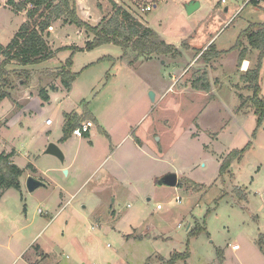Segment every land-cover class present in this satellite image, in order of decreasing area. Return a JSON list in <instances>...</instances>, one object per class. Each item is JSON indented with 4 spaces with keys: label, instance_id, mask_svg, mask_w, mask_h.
Here are the masks:
<instances>
[{
    "label": "rangeland",
    "instance_id": "1",
    "mask_svg": "<svg viewBox=\"0 0 264 264\" xmlns=\"http://www.w3.org/2000/svg\"><path fill=\"white\" fill-rule=\"evenodd\" d=\"M220 1L162 0L144 17L143 22L148 17L149 27L179 56L138 57L131 67L135 55L112 45L72 55L71 72H86L61 108L78 112L77 107L90 104L104 131L90 130L93 149L87 139L77 147V141L69 138L60 149L63 163L43 154L48 144L63 136L59 109L56 112L52 104L43 121L36 119L34 126L23 130L25 122L12 113L9 95L0 100V121L7 117V124L0 123V154L14 150V163L25 171L19 191H1L0 264H165L178 256L185 258H177L175 264H264L260 246L264 245V118L258 124L247 101L251 92L235 71L240 50L246 49L252 67L258 52L243 36L242 49L231 50L250 25L264 23V7L240 9L241 1L235 5L233 0ZM92 2L96 10L88 20L77 10L82 20L95 25L113 13L110 0ZM190 2L199 8L188 15L185 6ZM24 22L31 23L25 11L16 12L8 0H0L1 47ZM52 24L48 30L53 42L46 36L48 30L42 37L54 52L63 49L55 48L61 43L54 41L61 26H71L60 34L72 47L92 37L61 19ZM211 43L215 51H226L222 68L210 69L197 61L196 50L201 54ZM69 58L61 55L38 67L16 62L2 66L7 73L2 77L10 82L4 91L28 84L36 94L57 85ZM214 60L218 65L217 59L209 65ZM94 61L92 69H82ZM58 65L59 71L47 77L42 73ZM197 70L206 72L208 93L192 90ZM259 76L264 101V58ZM150 92L155 94L153 102ZM35 94L25 109L30 120L44 111ZM47 118L52 127L40 129ZM129 130L147 150L135 153L130 139L116 147ZM227 161L230 164L220 173ZM29 164L46 182L33 193L26 187ZM167 173L177 174L181 186L157 185Z\"/></svg>",
    "mask_w": 264,
    "mask_h": 264
},
{
    "label": "trees",
    "instance_id": "2",
    "mask_svg": "<svg viewBox=\"0 0 264 264\" xmlns=\"http://www.w3.org/2000/svg\"><path fill=\"white\" fill-rule=\"evenodd\" d=\"M8 4L12 5L16 12L25 11L30 22H24L17 33L14 34L10 43L6 47L0 46V56L4 57L0 62V100L9 94L4 91L9 85V80L2 77L5 73L2 66L16 62L22 66H32L41 64L55 58L56 52L52 51L42 35L51 27V24L57 20L64 23L74 25L83 29L86 34L91 35V39L85 42L84 48L69 47L63 50H70L71 56L65 61L64 67L60 70L58 79L61 85L70 90L72 83L79 77L80 73H71L72 55L76 52H90L102 45H112L123 50V53L134 54L133 60L129 61L130 66L137 61L138 57L149 59L153 56H171L180 55V52L173 46L164 42L160 36L152 29L144 27L130 17L125 11L118 8L112 3L113 13L107 18H103L95 25H92L80 18L77 13L76 0H22L15 3L8 0ZM255 28H257L255 30ZM245 37L251 50L258 52L256 65L248 68L241 76V80L245 82V89L251 92V96L247 99L255 109L258 116V124L264 118V101L260 97L259 73L264 58V23L254 26L250 25L237 39L236 45L231 50L242 49L241 38ZM211 44L199 55L197 61L207 65L211 60L218 59L223 52H217ZM246 58V49L240 50L237 59V65ZM132 67V66H131ZM198 72V73H197ZM198 75H194L191 82L193 91L208 93L210 85L205 71L197 70ZM39 97L42 101H47L48 96L45 90H40ZM95 122V119L83 108L82 115L69 113L64 115V124L62 127L63 136L59 142H66L72 136L75 128L80 127L85 121ZM87 133L83 134L86 137ZM9 155H0V198L1 191L4 189L20 190L19 179L23 171L10 162ZM229 161L224 162L221 166L220 173H224ZM31 168V165H28ZM264 253V245H260ZM177 258L184 260V256L172 257L165 261V264H175ZM222 256L220 257V261ZM164 262V260H161ZM161 262V263H162Z\"/></svg>",
    "mask_w": 264,
    "mask_h": 264
},
{
    "label": "crops",
    "instance_id": "3",
    "mask_svg": "<svg viewBox=\"0 0 264 264\" xmlns=\"http://www.w3.org/2000/svg\"><path fill=\"white\" fill-rule=\"evenodd\" d=\"M239 2L237 1V2H235L233 5H235V4H238ZM76 4H77V10L79 11L78 13L80 14V16L82 17V16H85V18L88 20L89 19V17L90 16H93L95 13V11L94 10H96V8L93 6V2H92V0H76ZM254 8H263V7H260V6H253ZM199 8V7H198ZM197 8V9H198ZM157 9V8H156ZM155 9V10H156ZM225 12L226 13H228L229 12V8L228 7H226L225 8ZM237 12H235V14H236ZM235 14L233 15V17L235 16ZM83 18V17H82ZM147 18L148 17H146L145 18V20H144V22H143V24L145 25H147L146 27L147 28H150L149 27V21L147 20ZM85 20V19H84ZM232 23H233V21H232ZM231 23V24H232ZM230 24V25H231ZM143 25V26H144ZM52 26H53V24H52ZM49 27V28H53V27ZM48 28V29H49ZM65 28H68L67 30H70V28H71V26H68V27H66V25L65 26H61L60 28H58V30H57V37L56 38H54L55 40L54 41H56L58 44L59 43H61V44H59V45H57V47H55V48H69V47H72V45L70 44V43H65L66 41H65V39L66 38H64V35H62V34H60V31L62 30V29H65ZM151 29V28H150ZM52 33V31H50V30H48V32L46 33V36L47 37H49V39L50 40H52V42H53V38H51L50 37V34ZM60 34V35H59ZM82 34V33H81ZM49 39H48V41H49ZM87 41V40H86ZM85 41V42H86ZM211 41V40H210ZM209 41V42H210ZM208 42V43H209ZM49 43H50V41H49ZM207 43V44H208ZM206 44V45H207ZM212 44V43H211ZM210 44V45H211ZM214 44V43H213ZM75 47H78V48H84V46H85V44L84 45H80V46H78L77 44H75L74 45ZM99 48V47H98ZM208 48V47H207ZM206 48H205V46L202 48V50H205ZM226 52L225 50H220V51H217V52ZM84 52H87V51H83V52H76V53H84ZM196 52H198L197 50H196ZM57 54H55V58L54 59H58V57L59 56H61V55H63V56H68L69 55V57L71 56V51L70 50H63V51H58V52H56ZM76 53H74V55H73V58L75 57V55H76ZM88 53V52H87ZM202 53V52H201ZM229 54V53H228ZM224 56H226V55H223L219 60H218V65L217 64H215V62H216V60H214V63H212L211 65H209L210 63H208L206 66H208V68H210V69H212L213 67H215V66H221L220 68H222V66H223V64H224V62H223V60H224ZM101 60V59H100ZM100 60L98 61V62H96V65L100 62ZM60 62H61V60H59ZM223 63V64H222ZM95 61L94 62H92V63H90V64H87V65H84V66H82V69L83 68H87L88 67V70L89 69H92L95 65ZM245 65V66H244ZM35 66V65H34ZM37 67L38 66H41V64H37L36 65ZM32 67H33V65H32ZM60 66L58 65V67H48V69H50L49 70V72L47 71L46 72V68H44V70L42 71V73L45 75V74H47L46 75V77L48 76V74H52V73H55L56 71H59V70H55L56 68H59ZM90 67V68H89ZM237 67H239V68H235V71H236V74L238 75V76H242L243 75V73L244 72H246V70L248 69V68H250V67H252V65H251V60L250 59H248V58H246L242 63H241V65L240 66H238L237 65ZM73 68H75V61H73L72 62V67H71V69H70V72L72 71V69ZM221 70V69H220ZM81 71V70H80ZM86 72V70H84V71H82L81 72V74H80V77L79 78H77L73 83H72V86H71V89L68 91V90H66L62 85H61V83H60V80L57 78V80H56V83H57V85H49L48 86V88H44L43 90H45V92H46V94H47V96H48V100L47 101H42L41 100V98L39 97V92L38 93H34L35 94V96H38L39 98H40V100L42 101V108L44 109V111L42 112V114L39 116V117H35V116H33L32 118H31V120H30V115L31 114H25V109H26V104H28L30 101H31V99L33 98V93H32V89L30 88V86H28V84L26 85V84H23V85H20V87H19V89L20 90H16V89H12V87L10 88L9 87V89H10V92H9V89L7 90L8 91V94H9V96H8V98L11 100V103H12V107H13V111H12V113L13 112H16V114H15V117L17 118V120L18 121H20V120H23L24 122H25V128L24 127H22L23 128V130H26L28 127H30V126H34V122H35V120L36 119H41L42 121H43V116L44 115H46V111L49 109V108H51V105L52 104H54L55 105V111L57 112V109H59V111H58V113H59V117H58V119H59V123H61V126L63 127V124H64V115L65 114H69V113H75V114H77V115H82V112H83V106H82V109H81V106H79V107H77V109H78V112H76V111H69V110H64L63 108H61L62 107V103L65 101V100H70V96L71 95H73L74 94V92L76 91V83H77V81L82 77V75L84 74ZM213 72H217L216 70L214 71L213 70ZM72 73V72H71ZM73 73H75V72H73ZM223 75V74H222ZM209 76V75H208ZM217 76H219V75H217ZM224 77V76H223ZM42 78V77H41ZM44 78V77H43ZM212 78V77H211ZM209 79H210V76H209ZM21 82V81H20ZM28 82V81H27ZM12 91H14L16 94L13 96V94H12ZM32 93V94H31ZM260 93H261V89H260ZM155 95V94H154ZM13 96V97H12ZM251 96V95H250ZM61 101V102H60ZM81 105H83V102H82V104ZM86 109H87V111L90 113V115L95 119V122H92L93 123V127L92 128H95V129H97L100 133H103V131L104 130H102L103 128L101 127V124H102V121H101V119L98 117V115H96V114H94L93 112H92V109H91V105L90 104H87L86 106ZM46 108H48V109H46ZM61 108V109H60ZM50 111V110H49ZM54 111V112H55ZM55 112V113H56ZM22 116H23V118H22ZM48 117V116H47ZM7 117L5 118V120L4 121H0V123L1 122H4L5 124H7ZM26 120V121H25ZM48 120V118L47 119H45L44 120V122L42 123V121L40 122V129H42L43 130V128L42 127H44V128H50V127H52V125H53V122L50 124V125H47L46 124V121ZM29 121V123H27ZM23 122V123H24ZM3 123V124H4ZM41 123H42V125H41ZM59 123H58V127H59ZM22 125V124H21ZM20 125V126H21ZM91 128V129H92ZM29 129V128H28ZM90 129V130H91ZM23 130H21V131H23ZM89 130V132L87 133V136L86 137H82V138H77V137H73V136H71V138L70 139H74V140H76L77 141V143H78V146L77 147H79V144L80 145H82V140L83 139H87L88 140V142H89V144H90V146H91V149H93L94 148V142H93V139H94V137H93V135H92V132ZM45 132V134L47 135V137L50 135V133H51V131L48 129V130H45L44 131ZM19 133H21V132H19ZM29 132H27V134H28ZM105 133V132H104ZM130 130L125 134V135H123V138L121 139V141H118L117 143H119V144H117V146L116 147H118L119 145H121L125 140H131L132 141V148H133V150H134V152L135 153H138V152H140V151H142V150H147V148H145L146 146L144 145V143H143V141L141 140V139H136V140H134V138L132 137V135L130 136ZM134 134V133H133ZM106 138H107V140L110 142V143H113V136L111 135V134H109L108 132L106 133ZM132 137V138H131ZM69 139V140H70ZM59 140H60V138H57L53 143L54 144H56V145H58V147L61 149L62 148V146L63 145H65L68 141H66V142H64V143H60L59 142ZM116 141V140H115ZM48 143V142H47ZM116 147H115V149H116ZM4 148V147H3ZM112 151V150H111ZM115 150H113V152H114ZM1 154H4V155H9L10 156V162L12 163V164H14L15 166H17L15 163H14V160H13V158H14V156H15V151L14 150H12L11 152H7L6 151V149H4V150H2L1 151ZM0 154V155H1ZM29 165H31V164H29ZM18 167V166H17ZM19 168V167H18ZM28 168V167H27ZM19 169H21V168H19ZM29 169V171H30V173H28V174H30V175H28L27 177H31V178H33V179H35V180H37V181H39V182H41V183H43V186L42 187H45L46 186V182L44 181V179L42 178V177H40L39 176V178H37L38 177V174L36 173V170H35V168L33 167V165H31V168H28ZM22 171H23V173L25 172L23 169H21ZM69 172V171H68ZM67 173V171L65 172V174ZM168 174H174L175 176H176V178H177V187L178 186H181L180 185V182H178V176H177V174H175V173H167V174H165V175H163L161 178H159L158 179V182L160 181V179H162L164 176H166V175H168ZM23 175V174H22ZM28 179V178H27ZM158 182H157V185H159L158 184ZM159 186H162V185H159ZM175 186V187H176ZM42 187H37L33 192H35L38 188H42ZM33 192H30V193H33ZM263 194H264V192H263ZM61 195V198H62V193L60 194ZM178 202H180V201H178ZM156 208H157V206H156ZM161 209H162V207H161ZM160 209V210H161ZM158 210V209H157ZM39 214H42V212L40 211V212H38ZM52 220V219H51ZM38 247H36V249H39V253H40V250H41V248H40V246L39 245H37ZM233 247H235V246H233ZM237 247V246H236ZM234 250H237V249H234ZM39 253H38V255H39ZM161 260V259H160Z\"/></svg>",
    "mask_w": 264,
    "mask_h": 264
},
{
    "label": "built area",
    "instance_id": "4",
    "mask_svg": "<svg viewBox=\"0 0 264 264\" xmlns=\"http://www.w3.org/2000/svg\"><path fill=\"white\" fill-rule=\"evenodd\" d=\"M118 8L125 11L132 19L138 23H142L145 16L154 11L162 0H110ZM234 2L241 1L240 9H243L249 5L264 7V0H233ZM222 4H225L227 0H221ZM51 120H47L46 124L50 125ZM93 127L91 121H85L80 127L73 130L72 136L77 138H82L84 133H88ZM157 209L160 210L161 206L157 205ZM237 249V247H233Z\"/></svg>",
    "mask_w": 264,
    "mask_h": 264
},
{
    "label": "water",
    "instance_id": "5",
    "mask_svg": "<svg viewBox=\"0 0 264 264\" xmlns=\"http://www.w3.org/2000/svg\"><path fill=\"white\" fill-rule=\"evenodd\" d=\"M199 7V4L196 2H190L185 6V11L188 15L193 13L197 8ZM150 100L153 102L155 99V95L153 92L149 93ZM44 155L53 156L57 158L61 163L64 161V156L58 145L54 143H50L47 145L45 151L43 152ZM66 171H64L65 173ZM159 185L167 186V187H175L177 185V178L174 174H168L164 176L160 181L158 182ZM43 183L29 177L26 180V187L29 192H33L37 187H42Z\"/></svg>",
    "mask_w": 264,
    "mask_h": 264
},
{
    "label": "bare ground",
    "instance_id": "6",
    "mask_svg": "<svg viewBox=\"0 0 264 264\" xmlns=\"http://www.w3.org/2000/svg\"><path fill=\"white\" fill-rule=\"evenodd\" d=\"M245 66V65H244Z\"/></svg>",
    "mask_w": 264,
    "mask_h": 264
}]
</instances>
